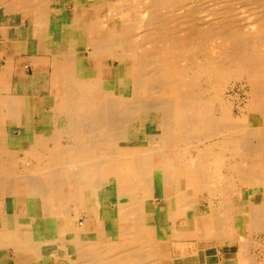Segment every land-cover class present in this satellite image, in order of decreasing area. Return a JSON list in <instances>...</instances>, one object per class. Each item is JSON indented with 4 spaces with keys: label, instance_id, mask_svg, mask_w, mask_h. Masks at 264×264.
<instances>
[{
    "label": "bare ground",
    "instance_id": "6f19581e",
    "mask_svg": "<svg viewBox=\"0 0 264 264\" xmlns=\"http://www.w3.org/2000/svg\"><path fill=\"white\" fill-rule=\"evenodd\" d=\"M213 1L216 9L198 0H111L109 14L86 30L93 75L80 77L69 54L52 76L61 87L66 147L21 149L20 158L12 150L27 146L22 141L10 155L0 150V162L12 165L0 164V192L19 196L38 187L55 224L71 220L61 241L73 264H209L222 241L235 242L226 248L235 264H264L255 240L264 212V0H239L252 5L244 28L228 20L236 0ZM108 20L116 30L106 29ZM103 57L126 61L117 87L102 78ZM238 82L246 97L232 116L234 97L224 89ZM14 162L20 167L12 169ZM159 200L172 221L165 234L147 220ZM108 204L115 237L99 215Z\"/></svg>",
    "mask_w": 264,
    "mask_h": 264
},
{
    "label": "crops",
    "instance_id": "0c3cea01",
    "mask_svg": "<svg viewBox=\"0 0 264 264\" xmlns=\"http://www.w3.org/2000/svg\"><path fill=\"white\" fill-rule=\"evenodd\" d=\"M39 2H0V150L6 152L4 155H10L8 150L14 149L11 147L13 142L22 141L27 146L12 150V154L17 152L14 156L18 158L21 149L31 148L36 152L38 148L40 152H37L42 153L40 147L49 151L66 147L68 135L62 129L64 123H61L62 117L58 112L61 87L59 82L52 81V76L61 74V68H58L64 56L72 55L75 63L78 58L88 56L91 48H84L88 39L86 30L101 17L105 0ZM40 11H44L43 14ZM36 20L44 21L39 31ZM84 51L87 52L86 57ZM85 65L86 77L92 76L93 68L88 62ZM33 141L37 146L31 144ZM47 156L48 153L45 154ZM15 163L12 169L16 165L20 167ZM37 191L38 187L29 186L26 194L19 196L0 192V264H73L67 244L61 241V234L65 235L72 229L71 220L67 219L65 224L61 219V223L55 224L54 217L51 218L45 210L47 199ZM89 202L86 201L87 204ZM81 215L80 218L83 217ZM99 215L103 216L109 235L115 237L118 225L114 208L104 205Z\"/></svg>",
    "mask_w": 264,
    "mask_h": 264
},
{
    "label": "rangeland",
    "instance_id": "374dc122",
    "mask_svg": "<svg viewBox=\"0 0 264 264\" xmlns=\"http://www.w3.org/2000/svg\"><path fill=\"white\" fill-rule=\"evenodd\" d=\"M10 1V0H9ZM193 1V0H192ZM209 1V0H208ZM110 2H111V0H105V2H104V5L102 6V9H101V11H100V13L102 14V15H104V14H106L105 16H107L108 14H109V12H110V10H111V8H110ZM198 2H199V5H201V6H204L205 8H207L208 9V6H209V8L210 7H215V9L217 8V5L215 4V2L213 1V0H210L209 1V3H206V0H198ZM204 2V3H203ZM212 2H214V3H212ZM238 2V3H237ZM236 3H237V5H236ZM239 4V5H238ZM241 5H246L245 7H241ZM237 6H238V8H239V10H238V8H237ZM240 6V7H239ZM252 5L251 4H244V3H242V2H240L239 0H236L235 2H234V4L232 5V9L229 11V10H227V14H229L231 17V19L229 18L228 20H230L231 22L233 21L235 24H237L239 27H242V28H244L243 26H242V24L244 23V21H246V16H249L250 15V13H251V10H250V7H251ZM236 8H237V10L238 11H240L239 13H240V15L242 14V13H244V14H242L241 16L242 17H240V15H239V13L237 12V10H236ZM242 8V9H241ZM244 9V10H243ZM107 10V11H106ZM234 11H236L237 12V14L238 15H235L236 14V12L234 13ZM246 15V16H245ZM104 16V17H105ZM235 16V17H234ZM238 16H239V19H238ZM245 16V17H244ZM234 17V18H233ZM237 17V18H236ZM241 20H243V21H241ZM110 21H112V20H108V27H106L107 26V24L105 25V27H106V29H110V30H112L113 29V25H112V22H110ZM115 21H117V20H115ZM238 22V23H237ZM110 25V26H109ZM115 26H117L116 24H115ZM113 30H116V29H113ZM86 37H87V35H86ZM88 40V39H87ZM87 42H85V44H86ZM83 53H85V57H86V55H87V52H83ZM87 58V57H86ZM86 58H78L77 60H76V72H77V74L80 76V77H86V65L84 64L85 63V61L87 60ZM102 60H101V75H102V78L104 77V79H106V80H108V81H110V83H112V81H115V87H117V85H118V83H119V79L121 78V76H123V72L125 71V69H126V61H124L123 59H121L120 61H117V60H114L113 61V63H112V60L113 59H108V58H106V57H103V58H101ZM100 60V59H99ZM84 61V62H83ZM78 64V65H77ZM105 65V66H104ZM84 66V67H83ZM83 67V68H82ZM108 67V68H107ZM119 68V71L117 70ZM81 69V70H80ZM105 71V72H104ZM115 73V74H114ZM82 74V75H81ZM112 77V78H111ZM230 84L231 83H229V84H227V85H225V86H227L224 90H226V91H224V94L225 95H227V96H232V100H233V104H236V105H233V108H232V116L234 115V116H238L239 114H240V110L238 109V106L240 107L241 105H243V101H244V99L243 98H245L246 96H245V91L242 89V87H241V84H240V82H238V83H236V84H234L233 86H232V88H231V86H230ZM106 86H108V85H106ZM120 86H121V84H120ZM243 88H246L245 86L243 87ZM126 89H128V85L126 86ZM236 89V90H235ZM117 91V90H116ZM238 94V98H239V100H238V98H236L235 96ZM231 98V97H230ZM234 99H235V101H234ZM243 100V101H242ZM236 102V103H235ZM141 104H142V108H141V119H143V120H145L146 118H147V100L145 99V98H143L142 100H141ZM239 104V105H238ZM237 106V107H236ZM237 110H236V109ZM239 110V111H238ZM234 111V112H233ZM236 113V114H235ZM241 118H244V117H241ZM233 121L235 120V118H231ZM247 120H248V118H247ZM244 121H245V118H244ZM250 122H252L251 120L249 121V124H250ZM254 136H256V135H258L259 134V129H257L256 131H254ZM141 138V137H140ZM140 144H146V139L145 138H142V139H140ZM249 189H251V188H247L246 187V189L245 188H243V195H244V197L246 198V197H249V194H248V191H249ZM258 194V195H257ZM254 195H257V198H258V196H260L259 195V193L257 192L256 194H254ZM255 202H260V200H255ZM166 203H167V201H162V200H159L158 201V205H157V209H156V211L155 212H153V213H151V214H148L147 215V220L148 221H156V223H154V224H152L151 225V227H150V229L151 228H153L154 227V225L155 224H161L160 226H159V231H161V234H165V233H167V229H168V226H169V224H172V221H171V219L169 218V216L168 215H166L165 214V207H166ZM206 207H207V203L205 202L202 206H201V208L203 209V210H206ZM163 211V212H162ZM196 211H199V209L198 210H196ZM195 211V212H196ZM262 212V211H261ZM264 213V212H263ZM262 213V219L259 221V224H258V227H257V230L258 231H256L255 230V233L257 234V236L255 235V240H257L256 242H257V244H256V242L253 240V243L254 244H256V246H257V248L259 247V248H264V214ZM81 221H82V218L80 219ZM242 220V217H239V219H237L236 220V224L237 225H240V221ZM159 222V223H158ZM163 224V225H162ZM263 237V238H262ZM262 238V239H261ZM260 243V244H259ZM232 245H235V242H229L228 243V241H224V242H222L221 243V250H220V252H219V257H215L214 259H216V260H213L212 262H214L215 264H235L236 262H235V259H234V257H235V254H234V252L232 251V250H230V249H226V248H229V247H232ZM259 245V246H258ZM263 246V247H262ZM213 251L212 252H216V249H214V247H213V249H212ZM178 254H181L180 252H177ZM220 254H221V256H220ZM232 257V258H231ZM224 258V259H223ZM161 263L162 264H170V259H165V260H161Z\"/></svg>",
    "mask_w": 264,
    "mask_h": 264
}]
</instances>
